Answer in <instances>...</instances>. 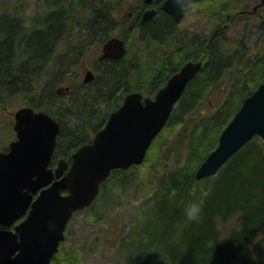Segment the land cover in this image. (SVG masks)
Instances as JSON below:
<instances>
[{"label":"trees","instance_id":"16d2710c","mask_svg":"<svg viewBox=\"0 0 264 264\" xmlns=\"http://www.w3.org/2000/svg\"><path fill=\"white\" fill-rule=\"evenodd\" d=\"M46 1V13L38 17L33 26L26 27L9 15L0 13V17L18 28L13 37L10 36L7 26L0 23V104H3L2 99L6 100L18 91L22 95L29 93L31 95V92L35 91L37 98L42 96L50 81V84L59 81L66 67L71 68L84 52L74 43L79 37L72 36L73 25H79L83 30L86 27L92 39L99 34L100 44L104 43L114 29L111 26L118 21L117 12H120L121 6L126 2V0ZM156 1L158 2L156 13L143 23L140 19L145 7L144 2H140L132 13L128 14L133 20L132 29L138 31L140 41L144 44L149 42L164 45L161 53H157L158 64L151 72L148 89L156 92L186 61L194 59L204 61L200 72L186 86L165 126L181 125V130L175 136L176 147L173 150L168 148L164 154L165 159H175L177 157L175 153L180 152V145L186 138L183 125L188 126V134L192 133L189 146L190 151L195 152L190 153V160L198 158L192 161L193 165L189 169L181 166L172 171L168 186H165L163 196L158 199L161 225L166 228L160 231V234H164L166 238L161 239V247L156 249V254L159 257L161 255L168 257L169 264H246L248 250L243 244L247 233L249 229L264 223V140L260 136H255L234 154L216 175L197 179L195 168H198L215 148L221 131L239 109L244 98L264 81V73L250 87L246 85L251 84L248 83V77L238 96L227 95L226 85L222 82L226 64L231 57L243 62L246 53L250 51L243 36L227 42L225 32L229 29L232 18L228 16L223 22L216 23L210 35L194 32L186 34L181 32L179 23L173 16L161 8L163 0ZM262 7L264 8V5ZM262 7L257 11L259 12ZM240 12L247 10L241 9ZM245 19L249 23L251 18ZM243 28L246 34V25ZM261 31L262 39L264 21ZM127 53L119 59L100 56L96 59L93 65L96 77L91 83L84 84L86 89L92 87L91 90L84 91L79 99L81 101L79 113L72 106L61 109V112L68 117L71 116V119H77L73 127H65L63 118L50 110H45L62 124L54 160L60 155L71 159L72 153L82 144L90 142L94 134L104 126L109 114L120 106L126 93L140 91L129 87L130 73L133 70L127 62ZM250 55L241 64L243 67L241 73L250 71L246 75L254 73L260 65L264 68V46L259 47L254 56ZM214 89H221V98L225 100L202 119L198 115L199 104L207 92ZM53 93L60 97L58 91ZM62 104L64 103L59 105ZM78 114L80 115L77 116ZM205 119L212 121L211 125L207 126ZM198 129L202 135L212 130L217 136L209 144L206 140L197 144L194 140ZM160 135L161 133L157 137ZM138 166L126 170L116 169L110 177L121 174L127 176ZM109 178L102 184L101 189ZM199 181L209 183V188L206 194L196 201L202 202L201 218L190 220L185 215V206L190 203L191 188ZM173 235H177L178 238L174 239ZM172 239L174 242H171Z\"/></svg>","mask_w":264,"mask_h":264},{"label":"rangeland","instance_id":"374dc122","mask_svg":"<svg viewBox=\"0 0 264 264\" xmlns=\"http://www.w3.org/2000/svg\"><path fill=\"white\" fill-rule=\"evenodd\" d=\"M140 2L143 0H126L121 6L120 12H117L118 21H114L115 24L111 26L114 29L108 35L109 37L113 35L126 37L127 62L133 70L130 73L129 87L140 89L145 95L147 93L152 95L154 91L148 89V81L151 78L152 70L158 64L157 53H161L164 45L149 44V42L144 44L140 41L138 31L132 29L133 20L128 14L132 13V10ZM259 2L260 0H200L185 9L184 18L179 23L181 32H186V34L194 32L210 35L216 27V23L223 22L228 16L232 18L230 27L225 32L227 42L230 43L236 37L243 36L246 44L250 47L243 62L238 58L231 57L225 66L223 73L225 76L222 82L226 85L227 95L231 94L233 97L239 95L248 77V83L251 84L246 85L250 87L264 73L262 65L250 75H246L250 72L249 70L247 73L246 71L241 73L243 70L241 64L251 56L250 54L254 56L259 47L264 46V38L261 39L264 21L262 6L264 4L259 7L262 9L255 14L245 15L239 12L241 9L251 10ZM46 11V0H0V13L9 15L26 27L33 26L35 20L44 15ZM246 17L251 18L249 23L245 19ZM79 18L83 19L81 16ZM0 23L7 26L10 36H15L18 31L16 25L7 22L2 17H0ZM245 25L247 27L246 34L243 32ZM78 27L79 25H73L72 36L79 37L78 40L75 39L74 43L79 45L84 52L81 56L79 55L77 61L75 59L76 63L71 68L66 67L65 73L60 76L59 81L54 84H50V81L44 94L39 98L36 97L37 92L35 91V93L32 91L31 95L30 93L22 95L18 91L6 100L2 99L3 104H0V150L8 147L9 142L16 137L13 129L14 113L22 106L28 105L38 110H50L63 118L65 127H73L77 119H71V116L65 115L61 109L64 110L65 107L72 106L79 113L78 108L80 109L81 106L79 99L83 96L84 91L91 90L92 87L84 88L83 80L86 71L92 69L103 46V43L100 44L99 34L92 39L89 37L90 32L86 27L84 30ZM49 42L50 40L47 41V43ZM68 87L69 89H67ZM221 89L207 92L199 104L198 115L202 119L213 108L224 102L225 98H221ZM53 91H58L60 97L55 96ZM55 101L57 103H54ZM61 103L64 104L59 105ZM96 112L98 114L99 109ZM205 122L208 126L212 121L209 122L205 119ZM187 128L188 126L183 125L186 138L180 145V152L175 153L177 156L175 159L167 160L164 154L168 148L173 150L176 147L175 136L181 130V125L165 127L161 131L160 137H157L150 148L143 164L137 168L134 167L127 176L125 174L111 176L95 202L72 216L67 225L65 240L60 251L54 255L51 264H169L168 257L165 255L159 257L156 254V249L161 247V239L166 238L164 234H160V231L162 232L166 228L161 225L158 199L163 196L164 188L168 186L172 171L181 168V166L189 169L193 165L192 161H196L198 158L190 160V153L195 151H190L189 142L192 133L188 134L189 129ZM200 132L201 130L198 129L195 135L194 142L197 144L202 140L208 141L209 144L217 136L216 132L214 133L212 130L205 135ZM208 184L199 181L195 187L193 185L189 193L190 202L197 201L204 196L209 188ZM176 236L173 235V238H178ZM174 239L171 242H174Z\"/></svg>","mask_w":264,"mask_h":264},{"label":"water","instance_id":"95a60500","mask_svg":"<svg viewBox=\"0 0 264 264\" xmlns=\"http://www.w3.org/2000/svg\"><path fill=\"white\" fill-rule=\"evenodd\" d=\"M196 1L164 0L161 7L179 22L184 9ZM263 4L261 0L253 10ZM155 12V8L146 9L141 22ZM126 52L125 40L112 36L103 44L100 57L119 59ZM202 66L203 60L187 61L153 96L127 93L92 140L73 152L71 163L60 159L56 168L50 164L61 131L59 121L43 110L19 108L14 113L16 138L7 150H0V264H50L72 215L95 201L113 170L143 163ZM94 76L88 70L84 82ZM255 136L264 140V81L245 97L195 177L217 174Z\"/></svg>","mask_w":264,"mask_h":264},{"label":"clouds","instance_id":"9594fccd","mask_svg":"<svg viewBox=\"0 0 264 264\" xmlns=\"http://www.w3.org/2000/svg\"><path fill=\"white\" fill-rule=\"evenodd\" d=\"M201 212L202 202L193 201L185 206V215L190 220H199ZM243 247L248 250L246 264H264V223L249 229Z\"/></svg>","mask_w":264,"mask_h":264},{"label":"flooded vegetation","instance_id":"af4514ba","mask_svg":"<svg viewBox=\"0 0 264 264\" xmlns=\"http://www.w3.org/2000/svg\"><path fill=\"white\" fill-rule=\"evenodd\" d=\"M163 2V1H162ZM162 2H161V5H162ZM190 5H192V4H190ZM189 5V6H190ZM157 6H158V2L157 1H154V0H152V2L151 3H145V7H144V9H143V12L146 10V9H149V8H155L156 9V11H157ZM162 8V7H161ZM143 12H142V14H143ZM156 13V12H155ZM245 13H251V12H245ZM252 13H255V10H253L252 11ZM251 13V14H252ZM142 14H141V18H142ZM172 15V14H171ZM173 16V15H172ZM173 18H174V16H173ZM183 18H184V15H183ZM183 18L179 21V22H177L175 19V21L177 22V23H180L182 20H183ZM140 21H141V19H140ZM194 60H196V59H194ZM200 60H203V59H200ZM189 61V60H188ZM187 62V61H186ZM185 62V63H186ZM203 63H204V61H203ZM184 64V63H183ZM182 64V65H183ZM182 65H181V67H182ZM181 67L177 70V71H179L180 69H181ZM92 69H93V71L95 72V70H94V68L92 67ZM176 71V72H177ZM175 73V72H174ZM95 75H96V73H95ZM96 77V76H95ZM95 77H94V79H95ZM94 79L93 80H91L89 83H91L92 81H94ZM83 83L84 84H88V83H85L84 81H83ZM67 89H69V87L67 88ZM61 130H62V124H61ZM61 133V132H60ZM55 149H56V147H55ZM54 153H55V150H54ZM60 159H65L66 161H68V163H70L71 162V159L70 158H68L67 156H65V155H60V156H58L55 160H54V154H53V158H52V162H51V166L52 167H56L57 166V164H58V162H59V160Z\"/></svg>","mask_w":264,"mask_h":264}]
</instances>
